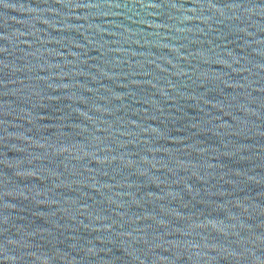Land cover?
<instances>
[{
	"label": "water",
	"instance_id": "obj_1",
	"mask_svg": "<svg viewBox=\"0 0 264 264\" xmlns=\"http://www.w3.org/2000/svg\"><path fill=\"white\" fill-rule=\"evenodd\" d=\"M0 264H264V0H0Z\"/></svg>",
	"mask_w": 264,
	"mask_h": 264
}]
</instances>
